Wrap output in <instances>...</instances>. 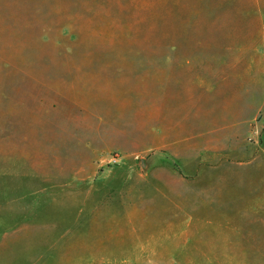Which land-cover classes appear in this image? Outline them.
Returning <instances> with one entry per match:
<instances>
[{
    "label": "rangeland",
    "instance_id": "374dc122",
    "mask_svg": "<svg viewBox=\"0 0 264 264\" xmlns=\"http://www.w3.org/2000/svg\"><path fill=\"white\" fill-rule=\"evenodd\" d=\"M0 264H264V0H0Z\"/></svg>",
    "mask_w": 264,
    "mask_h": 264
},
{
    "label": "water",
    "instance_id": "95a60500",
    "mask_svg": "<svg viewBox=\"0 0 264 264\" xmlns=\"http://www.w3.org/2000/svg\"><path fill=\"white\" fill-rule=\"evenodd\" d=\"M142 165H143V168H146L147 167V164H146L145 159L142 160Z\"/></svg>",
    "mask_w": 264,
    "mask_h": 264
}]
</instances>
